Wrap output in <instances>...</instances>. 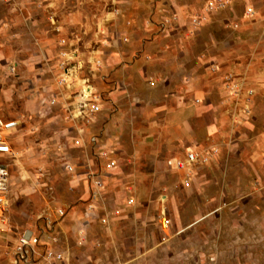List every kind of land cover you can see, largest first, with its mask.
Segmentation results:
<instances>
[{"label":"rangeland","instance_id":"374dc122","mask_svg":"<svg viewBox=\"0 0 264 264\" xmlns=\"http://www.w3.org/2000/svg\"><path fill=\"white\" fill-rule=\"evenodd\" d=\"M121 1L0 0V117L19 124L8 133L13 155L6 159L9 206L0 229V264H14L16 240L24 230L34 232L38 244L33 259L21 264H264V161L250 165L253 149L264 148V0H240V20L227 23L228 31L244 35L245 50L240 64L235 50L230 69L220 75L230 132L225 140L236 145L234 149L223 151L221 141L210 146L216 151L211 160L182 171L181 179L171 182L168 196L140 199L148 207L144 220L129 222L128 211L121 210L123 202L114 198L113 210L122 213L112 215L113 225L104 224L107 214L102 212L99 228L90 231V237L83 232L85 225L73 242L52 237L53 226L78 200L74 177L63 168L67 133L62 105L67 90L57 83L67 68L66 83L75 85L68 88L71 100L77 103L86 85L93 90L100 67L94 52L113 32L124 8ZM211 1V14L230 5ZM208 5L190 19L189 28L204 27ZM53 96L56 103L48 106ZM109 200L99 195L96 209ZM59 210L63 217L57 215ZM87 216L83 214L80 223L90 219ZM162 220L167 227L161 228ZM46 252L62 258H46Z\"/></svg>","mask_w":264,"mask_h":264},{"label":"crops","instance_id":"0c3cea01","mask_svg":"<svg viewBox=\"0 0 264 264\" xmlns=\"http://www.w3.org/2000/svg\"><path fill=\"white\" fill-rule=\"evenodd\" d=\"M226 1L230 5L221 12L211 14L214 6L209 9L206 24L195 31L187 23L204 12L207 2L213 4L211 0L121 1L124 8L115 18L113 32L94 52L100 61L93 86L100 97L99 112L86 121L74 120L76 101L70 95L75 85L64 88V148L66 162L73 167L72 173L64 171L74 177L78 200L53 226L52 237L73 242L82 227L84 234L99 228L102 212L107 225H113L112 215L122 211H128L129 222L144 220L148 207L140 199L168 196L171 182L185 174L170 170L166 161L181 160L188 152L220 141L223 151L234 149L236 145L225 140L230 132L225 127L220 75L230 69L235 50L239 64L244 58V35L226 29L229 21L240 20L244 5L240 0ZM216 67L221 71H214ZM253 150L250 165L263 163V146ZM88 175L101 181L99 195L110 199L102 209H96L99 204L91 198ZM114 198L123 202L122 211L113 210ZM89 206H95L94 211H88ZM83 214L94 215L80 223Z\"/></svg>","mask_w":264,"mask_h":264},{"label":"built area","instance_id":"2783aa9c","mask_svg":"<svg viewBox=\"0 0 264 264\" xmlns=\"http://www.w3.org/2000/svg\"><path fill=\"white\" fill-rule=\"evenodd\" d=\"M214 4L208 5V9H212ZM220 6V5H216ZM63 57L65 54H62ZM97 66H99V62H95ZM63 66V64H62ZM63 76L58 81V86L66 87V79L70 77L69 69H63ZM89 88L90 86H85L81 89L78 100L76 103V108H74V114L72 116L73 119H77L79 121L88 120L89 117L99 112L100 108L98 102L100 101V97L95 96V92L93 90H85V88ZM88 92V93H86ZM44 103V102H43ZM56 103V97H52L49 101L46 102L48 106H53ZM16 121H5L0 117V229L3 225L4 214L9 206V198L7 194L8 182H9V166L6 163V159L12 157L13 152L11 148V144L8 140V133L14 132L18 125H15ZM214 148L204 149L202 152H188L185 154V157L181 160H168L166 161V166L173 171H186L193 167L201 166L208 163L215 153ZM113 163H109L107 167H112ZM63 168L66 172L72 173L73 167L65 162L63 164ZM88 175L90 179V183L92 186L91 198L97 199L99 197V192L102 187L101 181L96 177ZM57 215L59 217L63 216V212L61 210L57 211ZM167 221H161V228L167 227ZM38 244V237L33 235L30 231L24 230L22 231L16 240V245L14 247V251L12 254V260L14 264L25 263L28 260H32L35 248ZM46 258H50L52 260H61V255L53 252H46Z\"/></svg>","mask_w":264,"mask_h":264},{"label":"bare ground","instance_id":"6f19581e","mask_svg":"<svg viewBox=\"0 0 264 264\" xmlns=\"http://www.w3.org/2000/svg\"><path fill=\"white\" fill-rule=\"evenodd\" d=\"M239 80V79H238ZM236 88V87H235ZM239 89V88H238ZM85 90L87 91V90H92V88L91 87H87V88H85ZM86 93H88V92H86ZM15 125H16V123H15Z\"/></svg>","mask_w":264,"mask_h":264}]
</instances>
